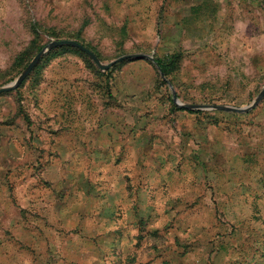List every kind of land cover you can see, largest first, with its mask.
Returning <instances> with one entry per match:
<instances>
[{
  "label": "rangeland",
  "instance_id": "1",
  "mask_svg": "<svg viewBox=\"0 0 264 264\" xmlns=\"http://www.w3.org/2000/svg\"><path fill=\"white\" fill-rule=\"evenodd\" d=\"M58 39L103 63L154 60L104 71L58 47L1 93L0 201L17 205L33 177L66 202L87 194L94 217L110 209L116 245L104 253L112 236L93 232L82 264H264V97L216 108L264 87V0H0V87ZM167 57L169 75L155 63ZM55 86L65 112L41 102ZM24 253L20 264H43Z\"/></svg>",
  "mask_w": 264,
  "mask_h": 264
},
{
  "label": "crops",
  "instance_id": "2",
  "mask_svg": "<svg viewBox=\"0 0 264 264\" xmlns=\"http://www.w3.org/2000/svg\"><path fill=\"white\" fill-rule=\"evenodd\" d=\"M62 76L64 75H59L60 78ZM58 87L55 86L53 91H46L41 102L44 99V108L52 102L54 110L61 113L71 104L67 103V94L60 93ZM17 193L21 200L17 205L8 200L5 203L0 201V226L3 227L0 229V264H12L10 260L16 262L17 259L20 264L27 250H37L43 264H82L78 258L96 250L91 244L95 242L91 238L93 232H106L102 237L109 240L110 235L112 236V245L111 241L108 245L101 242L104 253L110 254L112 246L116 245V234L109 223L112 211L108 209L105 215L100 209L94 217L97 205L88 201L87 194L85 200H78L76 195L75 201L66 202L54 189L37 186L33 177L19 187ZM68 195L72 196V191ZM93 217L96 221L90 222ZM105 225L106 230L100 232ZM10 228L11 235L7 232ZM120 247L122 245H118ZM123 262L124 259L120 264Z\"/></svg>",
  "mask_w": 264,
  "mask_h": 264
},
{
  "label": "water",
  "instance_id": "3",
  "mask_svg": "<svg viewBox=\"0 0 264 264\" xmlns=\"http://www.w3.org/2000/svg\"><path fill=\"white\" fill-rule=\"evenodd\" d=\"M63 46H72V47H75V48L85 52L93 60V62L100 69H102L104 71L110 69L115 63H117L123 59H126V58L146 57V58H150V59L154 60V58L152 56L146 55V54H127V55H123V56L111 61L110 63H103L100 60V58L91 49H89L88 47H86L84 44L80 43L77 40H74V39L52 40L34 56V58L31 60V62L26 66V68L21 72V74L13 82H11L10 84H8L6 86L0 87V94L4 93V92L11 91V90L19 87L23 83V81L30 75V73L34 70V68L39 64V62L41 61V59L43 58V56L47 52H49L52 49H55L58 47H63ZM263 97H264V87L261 90L259 96L255 99V101L246 107L218 106L216 108H219L220 110H224V111L234 112V113H244V112H248L249 110L254 108L258 103H260V101L262 100ZM174 99L177 103H179L176 94H174ZM182 106L189 108V109H199V108L211 109V108H215L213 106L199 105V104H182Z\"/></svg>",
  "mask_w": 264,
  "mask_h": 264
},
{
  "label": "trees",
  "instance_id": "4",
  "mask_svg": "<svg viewBox=\"0 0 264 264\" xmlns=\"http://www.w3.org/2000/svg\"><path fill=\"white\" fill-rule=\"evenodd\" d=\"M155 63L165 75H169L175 69L176 59L175 57L156 58Z\"/></svg>",
  "mask_w": 264,
  "mask_h": 264
}]
</instances>
